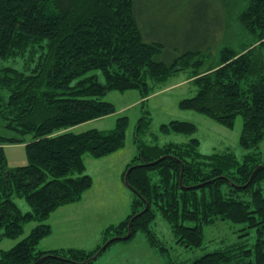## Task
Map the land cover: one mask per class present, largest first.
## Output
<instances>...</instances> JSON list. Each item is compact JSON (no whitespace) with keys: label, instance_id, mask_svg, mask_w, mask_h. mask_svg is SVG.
<instances>
[{"label":"trees","instance_id":"16d2710c","mask_svg":"<svg viewBox=\"0 0 264 264\" xmlns=\"http://www.w3.org/2000/svg\"><path fill=\"white\" fill-rule=\"evenodd\" d=\"M140 4L0 0V242L19 238L28 222H36L1 252L0 264H89L105 242L127 234L133 217L127 239L141 232L164 254L167 247L152 228L157 215L185 247L201 245L203 227L219 220L241 224L240 236L254 229L251 247L236 242L187 264H264V160L258 151L264 137V0H188L192 15L181 20L188 30L173 46L178 55L168 61L160 59L168 44L149 28ZM224 17L237 25L234 36L210 68L194 73L197 92L179 105L227 127L240 115V146L254 151L239 159L229 152L202 153L197 138L185 144L139 143L123 173L130 168L127 181L134 190L125 220L104 227L93 249L41 248L52 232L44 223L50 213L80 201L92 185L84 154L102 157L121 148L128 117H117L108 130L67 129L114 113V104L104 99L110 91L136 89L146 100L149 79L199 68L190 61L219 40ZM144 118L148 115L140 124ZM159 128L190 134L196 125L169 120ZM7 143L24 145L27 164L7 165ZM16 197L30 209L23 211Z\"/></svg>","mask_w":264,"mask_h":264},{"label":"rangeland","instance_id":"374dc122","mask_svg":"<svg viewBox=\"0 0 264 264\" xmlns=\"http://www.w3.org/2000/svg\"><path fill=\"white\" fill-rule=\"evenodd\" d=\"M140 5L146 13L149 28L158 33L160 39L165 40L166 45L168 44V48L163 50L160 59L168 61L177 56L178 53L173 50V46L175 42L181 43L182 33L188 30V28L181 27V20L192 15L186 11L188 0H141ZM236 26L224 17V27L219 40L212 41L211 45L208 44L202 49L201 59L194 56L190 61V63L198 62L201 65L199 68L186 67L161 81L149 79V94L146 100L141 98L140 92L136 89L124 92L110 91L104 99L114 104V113L67 129L74 132L91 128L108 130L114 126L117 117L123 115L128 117L125 143L121 148L102 157H93L89 153L84 154L85 171L91 176L92 185L74 206V212L68 210L70 207L68 205L50 213L44 223H48L51 230L54 228V233L51 235V232L44 237L40 247L93 249L101 243L104 227L125 220L130 212L133 191L125 184L123 173L128 162L136 154L139 143L185 144L197 138L200 152L205 154L229 152L239 159L244 154L254 151L253 148L245 149L240 146L239 140L242 132L240 115L236 116L231 127H227L203 113L179 105L182 99L195 95L198 87L193 81L196 76L194 73L206 71L217 61L219 49L224 43L230 42ZM214 34L212 30L210 41ZM142 115H148V118H144V122L140 124L139 118ZM169 120L192 122L196 125V130L190 134L162 133L160 125ZM258 151L264 160V137L258 144ZM3 152L7 165L10 167L22 166L28 162L23 144H4ZM15 201L23 211L30 209L23 198L16 197ZM35 224L34 221L28 222L24 233L17 239H3L0 242V254L28 234ZM241 227V224L233 225L219 220L203 227L201 245L185 247L176 242L169 225L157 215L152 228L167 247L164 254L151 246L143 233L138 232L132 239H119L112 243L89 264H187L206 252L236 242L251 247L255 241L254 229L250 228L247 234L240 236L239 234L244 232V230H239Z\"/></svg>","mask_w":264,"mask_h":264},{"label":"water","instance_id":"95a60500","mask_svg":"<svg viewBox=\"0 0 264 264\" xmlns=\"http://www.w3.org/2000/svg\"><path fill=\"white\" fill-rule=\"evenodd\" d=\"M129 171H130V168H128L127 169V171H126V173H125V175H124V181H125V184L129 187V188H131L130 187V185L128 184V181H127V175H128V173H129ZM131 190H133V189H131ZM134 191V190H133ZM148 208V205H146V209ZM134 218V217H133ZM132 218V219H133ZM132 219L130 220V222H129V224H128V232H127V234L126 235H124V236H122V237H113V238H111V239H109L107 242H105L98 250H97V252L93 255V256H91V258H90V260L91 259H95L105 248H106V246L108 245V243H110L112 240H114V239H116V238H122V239H127L129 236H130V228H131V223H132ZM84 262H82V264H83Z\"/></svg>","mask_w":264,"mask_h":264},{"label":"crops","instance_id":"0c3cea01","mask_svg":"<svg viewBox=\"0 0 264 264\" xmlns=\"http://www.w3.org/2000/svg\"><path fill=\"white\" fill-rule=\"evenodd\" d=\"M78 202H79V201H78ZM78 202H76V203H72V204H67V205L61 206V207H59V208L66 207V206L70 205V207H69L68 210H71L72 212H74V210H75L74 206H75L76 204H78ZM59 208H58V209H59ZM100 231H101V230H100ZM53 233H54V228L52 229V233H51V235H52Z\"/></svg>","mask_w":264,"mask_h":264}]
</instances>
